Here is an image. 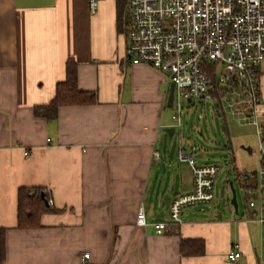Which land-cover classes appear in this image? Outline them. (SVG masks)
Segmentation results:
<instances>
[{"label": "crops", "instance_id": "1", "mask_svg": "<svg viewBox=\"0 0 264 264\" xmlns=\"http://www.w3.org/2000/svg\"><path fill=\"white\" fill-rule=\"evenodd\" d=\"M124 27V0H100L94 12L88 0H0V264H263V225L244 195L240 214L187 209L180 223L155 232L193 177L185 186L183 162H167L158 149L162 132L168 143L174 133L165 130L174 126L165 110L170 83L129 60ZM67 61L96 102L60 105L54 119L35 115ZM259 87L264 109V59ZM20 187L47 193L54 211L40 215L39 227L17 226ZM139 208L144 226L135 223ZM197 239L203 252L182 254L181 241ZM235 243L241 255L231 261Z\"/></svg>", "mask_w": 264, "mask_h": 264}, {"label": "built area", "instance_id": "2", "mask_svg": "<svg viewBox=\"0 0 264 264\" xmlns=\"http://www.w3.org/2000/svg\"><path fill=\"white\" fill-rule=\"evenodd\" d=\"M99 1L88 0L91 12ZM124 24L129 60L165 72L173 84V128L181 125V102L194 97L215 99L223 113L255 128L259 166L255 184L245 185L243 192L254 219L263 225L264 109L259 67L264 59V0H124ZM178 158L191 167L192 190L169 203V221L153 223L158 234L167 231L170 223L181 222L184 207L214 199L218 166L196 164L194 154L181 149ZM135 223L146 224L142 208ZM240 255L235 243L227 258L233 261ZM88 256L84 253L81 261Z\"/></svg>", "mask_w": 264, "mask_h": 264}, {"label": "rangeland", "instance_id": "3", "mask_svg": "<svg viewBox=\"0 0 264 264\" xmlns=\"http://www.w3.org/2000/svg\"><path fill=\"white\" fill-rule=\"evenodd\" d=\"M220 68L221 66L218 70ZM181 109L180 127L175 126L169 143V137L163 131L158 149L166 152L167 162H183L180 165L185 175V186L188 184V173L192 174V172L188 162L178 158L180 149L192 152L196 164L218 166L214 180L213 201L209 204H194L184 207L182 214H185L187 209L195 213L211 215L219 211L223 216H227L229 213L240 214L245 204L243 188L247 184H255V172L258 170V150L254 127L239 124L230 113H223L218 109L215 99L194 97L190 102H181ZM165 110L169 123L173 122L171 114L176 112V108L166 107ZM245 147L250 148L251 152H248ZM237 170L247 172L251 175L250 178L243 180L242 177L241 180H237ZM229 181H233L235 188L237 213L230 204L231 192L228 191L229 187L226 185ZM222 185H225V190L221 195ZM176 191L177 189H175Z\"/></svg>", "mask_w": 264, "mask_h": 264}, {"label": "trees", "instance_id": "4", "mask_svg": "<svg viewBox=\"0 0 264 264\" xmlns=\"http://www.w3.org/2000/svg\"><path fill=\"white\" fill-rule=\"evenodd\" d=\"M120 2L117 5L118 22L121 19V6L123 4L122 1ZM96 100L97 95L94 91L81 90L77 87L75 63L67 61L64 80L56 84L54 95L48 103L34 107V114L47 119H54L60 105L90 104L95 103ZM45 199L48 201L47 193L41 187H20L17 193V226L21 228L39 227L40 215L54 211V208L45 203ZM203 246V242L199 239L182 240L180 251L182 254L202 253Z\"/></svg>", "mask_w": 264, "mask_h": 264}, {"label": "water", "instance_id": "5", "mask_svg": "<svg viewBox=\"0 0 264 264\" xmlns=\"http://www.w3.org/2000/svg\"><path fill=\"white\" fill-rule=\"evenodd\" d=\"M172 97H173V84H170L169 92L167 95V101H166L167 107L172 106ZM165 130L168 132L169 135H171L174 131L173 127L166 128ZM245 148H247V147H245ZM247 150H249V149L247 148ZM230 186H231V194H232L230 203L233 205L234 209L236 210L237 209L236 193H235L234 187L232 186V183H230ZM221 194H222V190H221ZM41 196H43V193H41ZM44 201L46 204L48 203L46 199ZM262 252H263V256H264V224L262 226Z\"/></svg>", "mask_w": 264, "mask_h": 264}]
</instances>
